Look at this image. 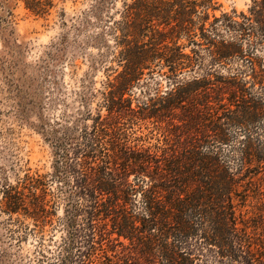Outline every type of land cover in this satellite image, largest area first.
<instances>
[{
	"label": "trees",
	"instance_id": "trees-1",
	"mask_svg": "<svg viewBox=\"0 0 264 264\" xmlns=\"http://www.w3.org/2000/svg\"><path fill=\"white\" fill-rule=\"evenodd\" d=\"M21 1L41 17L54 6ZM253 1L243 23L212 15L214 0L124 4L98 109L64 129L51 174L0 201L43 232L50 181L61 176L71 212L58 264H264V130L252 126L264 103L246 98L264 80L252 68L249 87L240 72L220 71L244 54L220 41L221 29L264 36V0ZM203 50L212 65L198 76Z\"/></svg>",
	"mask_w": 264,
	"mask_h": 264
},
{
	"label": "rangeland",
	"instance_id": "rangeland-1",
	"mask_svg": "<svg viewBox=\"0 0 264 264\" xmlns=\"http://www.w3.org/2000/svg\"><path fill=\"white\" fill-rule=\"evenodd\" d=\"M51 1L54 6L41 17L21 0H0V201L6 189L21 188L26 178L51 174L59 143L69 137L64 129L80 126L88 111L98 109L97 91L107 78L106 69L113 65L111 28L124 4L131 2ZM214 2L212 15H228L239 23L242 15L251 16L254 6L253 0ZM221 31L220 41L239 43L244 50L242 57L221 66V73L240 72L254 87V68L264 80V36L249 31L240 36L238 28ZM200 58L198 76L212 65L206 50ZM161 83L167 88L166 80ZM249 93L248 100L264 103V84ZM252 126L264 130V120ZM50 191L53 222L43 232L35 231V220L23 211L10 215L0 204V264H58L71 205H66L68 189L61 176L50 181Z\"/></svg>",
	"mask_w": 264,
	"mask_h": 264
}]
</instances>
